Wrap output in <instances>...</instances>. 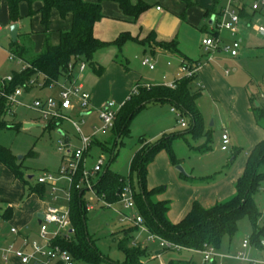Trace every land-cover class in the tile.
I'll return each instance as SVG.
<instances>
[{
    "label": "trees",
    "instance_id": "trees-1",
    "mask_svg": "<svg viewBox=\"0 0 264 264\" xmlns=\"http://www.w3.org/2000/svg\"><path fill=\"white\" fill-rule=\"evenodd\" d=\"M4 1L7 8V15L10 23H16L21 17L18 12L20 2H25L28 6V15L33 14L32 3L37 0H0ZM42 2L38 12L40 20L46 27L49 25L50 13L56 9L59 16L64 18L71 15L72 23L68 30L59 33V41L56 45L45 40L41 51L32 53L27 45L19 41L10 42L8 46L12 59L16 58L24 63V67L18 71H13L11 80L5 85V91L10 92L18 86H24L28 91L32 85H25L30 79L37 75L43 76L42 86L56 81L61 76H67L68 64L77 61H84L93 68V54L96 50L112 43L120 47L125 41L132 40L128 33H120L112 42H105L93 36V25L100 20V1L87 2L85 0H39ZM187 5L194 4L191 0H184ZM119 8L127 17L136 19L142 12L149 8V4L143 0H115ZM216 11V9L214 10ZM209 11H205L208 13ZM247 15L241 9L240 14ZM159 47L178 53L176 41L158 42ZM192 77H181L174 82V86L150 85L146 87L137 83L136 88L118 109L113 123L110 136L100 142L93 140L91 146L96 144L100 148L111 152V161L114 160L113 151L118 139L128 132L130 119L141 108L149 104H169L181 116L188 117L189 128L185 133H189L192 138L200 136L207 137L204 145L198 147V152L209 150L210 136L203 131L202 116L195 104L199 95V90L192 89ZM250 109L254 121L257 125L264 127V103H260L253 95L248 96ZM6 100L0 95V128L4 126L3 116L6 114ZM56 122L47 121L46 128H54ZM17 128V126H12ZM181 133V135L185 134ZM172 137H164L160 141L152 144L145 143L140 139L138 147L134 150L129 162L128 174L122 175L109 169V166L97 174V179L93 183V190L97 201L103 203H116L122 188L129 184L133 190V199L137 212L142 218L143 225L152 234L177 245L181 249L201 251L205 246L218 250L224 236L232 237L237 230L238 221L245 217L250 222L252 232L249 235V242L258 248H262L260 240L264 239V221L261 218L255 197L264 186V139L257 142L249 152L241 175L234 182V193L222 201H217L209 207L202 206L198 201L191 204L189 211L177 222L168 219V200H158L156 196L162 192L161 187H146L147 167L153 160L155 154L160 150H165L169 161L173 165H178L181 161L173 155L170 147ZM94 143V144H93ZM107 144H111L108 148ZM90 146V147H91ZM0 162L9 169L16 180L20 181L28 193H36L42 197L45 192V184L37 183L36 186L29 184L28 176L25 175L23 166L16 162L10 150L0 145ZM187 180L193 177L186 176ZM203 179L206 182L212 180ZM135 181V183H134ZM136 185V186H135ZM85 190H70L68 201L69 217L72 232L62 233L51 240V246H58L67 251L74 261H86L91 264L110 261L95 246L94 240L87 233L85 228L84 210L86 202L83 199ZM12 208L5 207L0 211V221H7L12 217ZM138 227L135 225L124 226L118 233L121 237L117 239V246L124 255L122 264H141V259L145 256V247L135 242L131 233ZM162 250H174L171 247H164ZM60 264V262H58ZM166 264H191L190 260L180 258H170ZM204 264H217L214 259Z\"/></svg>",
    "mask_w": 264,
    "mask_h": 264
},
{
    "label": "rangeland",
    "instance_id": "rangeland-1",
    "mask_svg": "<svg viewBox=\"0 0 264 264\" xmlns=\"http://www.w3.org/2000/svg\"><path fill=\"white\" fill-rule=\"evenodd\" d=\"M169 1H173L174 3L178 2V0H162L160 3L163 11L170 10L167 7L170 6ZM179 1H183L186 5L184 0ZM245 1L248 5L250 4V0ZM192 9L196 12L198 11L196 6H193ZM27 10L28 7L24 2L19 4L18 12L21 17L17 22V24H19V31H38L41 26L40 18L38 16H27ZM170 12L172 13V11ZM58 19L60 18L57 16V21ZM217 19L220 20V17H217ZM56 23L57 22L54 19L52 21V26H50V28L53 29V32H51L50 35L51 41L53 40V37L56 36V29L54 28ZM9 27L10 23L6 5L3 2H0V81L5 80L8 76H11L13 71H20L24 66V63L21 60L16 58L11 59L8 56L7 46L9 42ZM221 35L223 37V43L229 45L231 43V37L228 35L226 30H222ZM240 35L245 38L242 42L239 55L234 58L227 57L234 60L232 61L233 64L229 59H227L225 62H222V65L220 68H217V71L229 85L241 84L249 94H253L260 103H264V98H261V95H264V37L257 35L253 29H245L243 26L240 28ZM36 37L40 38L39 36ZM37 42L38 41L35 43L37 44ZM36 47L38 46L36 45ZM201 58H204L202 62H205L204 53L201 55ZM212 63L213 62L210 61V64ZM214 67L216 66L214 65ZM86 70H90V67L86 66ZM225 70L229 73L226 74ZM32 79L34 80L32 87L28 91L23 90V93L17 99L18 102L11 106V113H6L3 116L4 126L0 128V145L10 150L16 162H20L24 167L23 170L25 171V175L32 176V178L28 179L29 184L36 186V177L40 173L46 171L55 172L57 170L61 161V154L57 151V146L60 140L64 143L66 141L56 132V130L46 128V121L40 117L38 112L29 107L32 101L36 98L44 99L47 96H55L58 91L57 86L53 88L42 86V75H37ZM192 89L198 90L195 81L192 83ZM200 92L204 94L206 90L201 89ZM205 95L206 94L198 98L196 106L204 121V133L209 131L212 136L210 143L211 149L207 153L202 154L193 150L195 146L198 147L203 143V138H192L189 133H185L189 128L188 117H183L187 122V125L182 127L178 122L176 114L170 111L169 104H157L153 106L147 105L135 113L129 121L127 134L118 139L113 151L114 160L111 161L112 156L109 150L102 149L97 145H92L84 159L85 168L87 170L90 169L99 157H103V168L109 166V169L122 175H127L131 155L136 149L140 139H144L146 142L154 144L164 137H172L170 147L175 158L181 161L179 164L181 165L183 172L176 169V165H173L169 161L165 150L158 151L153 157L154 160L159 153H162L165 161L161 162L157 159L153 162L152 160L153 164L150 170L153 181H171V179H176L173 183L163 182L155 185V187L162 188V192L160 194H163L164 192L168 194L167 196L170 200H166L169 201V205L171 203L176 205L179 200V203H181V198H184L191 193L189 190L181 189V184L190 186V184H188L185 180L187 179L186 176L204 179L212 176V183L210 184H220V187L225 188L226 186L224 183H226L227 186L231 185L234 188V183L231 182L232 180L226 178L231 172H233L234 165L237 163L238 159L243 155L245 156V148L248 143L245 139L241 138L240 130H236L231 127V130L230 128L227 130L229 136L231 135V142L228 144L226 151L220 149L221 142L218 138L220 137L221 122L223 123V119L221 118L223 113L220 105L223 103L225 95L221 97L223 100H221L220 103L219 101L211 102L210 98ZM66 114L72 121L77 123L83 133L89 134L90 131L88 124L94 120V113L83 117V123L81 122L80 116L71 112ZM213 119L214 125L210 127L209 123L211 121L213 122ZM24 124L31 125L25 127ZM12 126H17V128H12ZM254 127L257 131L259 130L261 133H264V127L256 124ZM61 128L66 131L69 137L72 138V143L74 144V146H72L79 147L80 144L76 138L78 133L72 126L71 122L63 120ZM181 133L185 134L181 135ZM96 137L98 140H103L104 134H98ZM237 143L241 148L240 152L234 160L230 162V158L233 154L232 146ZM107 146L110 147L109 145ZM96 179L97 176H94L92 179L93 182H95ZM44 186L45 192L43 196L39 197L36 193H34L37 197L34 199L40 198L42 203L51 204L53 198L56 197V203L58 205L60 204L62 207L68 208L69 204L66 198L65 180L60 179L56 182L55 191H52V187L50 185ZM146 187L149 188V182L147 179ZM28 195V190L25 188L23 201ZM83 199L90 207L89 209L84 210V223L87 233L92 237L95 246L103 255L114 263L116 262L122 264L125 258L118 249V233H116V231H118V229L122 226L130 224L128 220L120 218L121 215L118 211L125 214L132 211L124 210L118 203H115L111 207H107L101 201H97L96 196L90 191L84 192ZM255 200L257 207L261 212L262 221H264V192L260 190L258 195H256ZM213 202L212 205L214 204ZM1 222L2 221H0V223ZM140 232H142L141 229ZM251 232L252 228L248 219L245 217L241 218L237 223V230L235 234L230 238L228 236H224L222 238L220 247L216 251V255L213 258L216 263L247 264L246 262L236 260L234 255L240 249V245L244 237L246 235H251ZM138 239L145 245V256L141 260L143 263L147 264L146 260H149V256L152 255L154 257V251L158 250L157 240H148V234L145 231L140 233ZM31 240H35L41 244L42 241L38 237L37 230L35 238ZM139 240L137 242H139ZM0 246L5 247L7 245L0 244ZM24 246V248H19V250L23 253L29 252L30 246ZM170 251L171 250H163V253L166 254ZM245 253L247 255L246 251ZM176 255L187 259L192 257L191 264L205 263L200 252H182V254L178 255V253H176ZM259 256L264 258V251H262ZM35 258L36 261L32 260L29 264H35V262L37 264H58L57 260L48 261L46 257L41 256L40 254L36 255ZM8 260V262H5L0 258V264H22L20 259L15 257L13 254L9 256ZM154 263H156V260L150 264ZM73 264L91 263L78 260L74 261ZM100 264L109 263L102 262Z\"/></svg>",
    "mask_w": 264,
    "mask_h": 264
},
{
    "label": "crops",
    "instance_id": "crops-1",
    "mask_svg": "<svg viewBox=\"0 0 264 264\" xmlns=\"http://www.w3.org/2000/svg\"><path fill=\"white\" fill-rule=\"evenodd\" d=\"M85 1L95 2L97 0ZM143 1L150 6L136 19L124 15L115 0L100 1L101 13L103 17L94 23L92 29L93 36L101 41L112 42L120 33H128L132 37V40L125 41L120 47L110 43L96 50L92 58L95 67L93 68L89 64L85 63L86 66L90 67V70H86L85 67V69L78 75L77 69H73V71L71 72L73 77L78 76L81 84L83 85V88L90 94L91 108L84 113L78 112L76 110H65L63 112L65 114L71 112L76 114L77 116H80L82 123L84 122L83 117L94 113V120L90 124H88L90 134L92 131V126L98 125L99 123L98 110L105 102L113 101L117 105L122 104L129 97L130 93L133 91L137 83L149 86L161 84L168 85L170 83H174L176 80L182 77L180 66L183 63L187 65L196 64L197 66L194 74V81L197 89L199 90V95L196 98L195 104L198 98L204 96V94H206L205 96L210 98L211 102L219 101V103L221 100H223V98L221 97L225 95L223 103H221L220 105L223 113L221 115L223 123L221 122L222 125L220 135L222 132L227 133V130H229V128L231 130V127H233L236 130H240L241 138L245 139L248 143L245 148V156L243 155L238 159L237 163H235L234 165L233 172H231L230 175L226 178L231 179V182L234 183L235 180L241 175L247 156L253 146L261 139H264V133H261L259 130L257 131V129H255L254 127L256 123L250 109V103L248 99L249 93L242 87L241 84L229 85L217 71V68H220L222 62H225L227 59L234 58L239 55L242 42L244 41L245 37L240 35L239 32L237 37H240L241 45L239 53L234 57L230 56L228 53L223 52L222 50L217 51L214 54H210L203 47L201 40L214 28L215 19L217 18L219 8L223 4L224 0H191L194 3L191 5H185L183 1L179 0L175 3L173 1H169L170 6L167 7L170 10L167 11H163L162 9L160 3L162 0ZM241 1L244 4H247L245 0ZM1 2L4 3V1ZM132 2L134 3L136 2V0H132ZM41 5L42 2L39 0L33 2L31 7L34 12L33 14L28 15L27 10V16H38L40 18V13L38 12V10ZM193 6H196L198 8L197 12L192 9ZM215 9L216 11H214ZM206 10L209 12L205 13ZM244 10L247 12V15H245L244 13L242 14V17L244 19L242 24L243 28L252 30L251 24L255 21L264 23V13H252L246 8ZM170 11H172V13ZM57 16L60 18L58 19V21ZM54 19L57 22L54 27L56 29V36L53 37V40L51 41L50 35L51 32H53V29L50 28V26H52V21ZM71 23L72 19L70 14H67L64 18H61L57 10L52 9L50 13L49 25L46 27L41 23L40 20L41 26L38 31L34 32L31 30L20 32L19 24H17L18 27L16 40L21 44L27 45L32 53L37 54L41 51L46 39H48L51 44L56 45L59 41V33L63 30H68L71 26ZM11 24L12 23H10V25ZM221 33L222 31L219 33L221 39L220 45L223 46L226 44L223 43V37ZM36 36H39L40 38ZM172 39L176 41L178 53H173L156 45L158 42L170 41ZM232 40L233 37H231V42ZM11 41L12 40L9 36L8 46ZM36 41H38L37 44L35 43ZM36 45L38 47H36ZM203 53L205 56V62H202L204 58H201V55H203ZM8 54H11L9 50ZM144 58H148L149 63L153 64L152 69H150L147 64L143 63ZM229 60L230 62L234 61L233 59ZM210 61L213 62V65L210 64ZM214 65L216 67H214ZM225 72L226 74L229 73L227 70H225ZM66 80V76H61L57 79V82L66 85ZM56 86L59 90V86ZM201 89H205L206 92L204 94L201 93ZM57 93L55 94V96L57 95ZM261 98H264V95H261ZM153 105L157 104H149L148 106ZM171 108L172 107H170V111L173 112ZM62 121L63 120L57 121L55 127L52 129L56 130V132L64 138L66 143L74 146V144L72 143V138L69 137L66 131L61 128ZM186 125L187 122L185 121V126ZM213 125L214 119L213 122L211 121L209 123L210 127ZM110 134L111 130L104 134L103 140H98L97 137H95L93 140L102 142L106 140L110 136ZM208 134L210 136V150L212 136L209 131ZM227 135L229 137L230 144L231 135L229 136L228 133ZM200 137L203 138V143L198 147H202L207 140V137ZM76 138L79 144H81L79 135H77ZM218 139H220V137ZM145 143L150 142L145 141ZM107 145L111 147V144ZM97 146L100 147L99 145ZM198 147L195 146V148H191H193L194 151H197ZM240 149L241 148L238 146V143L232 146L233 154L230 158V162L234 160V158L240 152ZM209 150L199 153H207ZM157 159H159L161 162L165 161L162 153H159L154 160ZM153 162L151 161L147 167L146 179L149 182V188L155 187V185L158 183H173L174 180H176L171 179V181H153L150 171ZM56 172L57 170L50 173ZM27 176L28 179L32 178L31 175ZM185 180L186 182H188V184H190V186L181 184V189L189 190L191 191V193L184 198H181V203H179V200L177 203L175 202L176 205H174L173 203L169 205L167 216L171 222H177L182 219L189 211L191 204L194 201H198L204 207H209L208 205H212L213 201V203H215L219 200H223L224 198L229 197L234 193L233 186H227L226 183H224L226 187L223 188L220 187V184H210L212 183V181L206 182L203 179L196 180V177H193V179ZM24 194L25 189L22 183L16 180L9 169L0 162V211L5 207H11L13 212L10 219H8L7 221H2L0 223V244L12 245L14 249L24 248V240L26 242H29V240L35 238L36 230L38 231L39 224L37 222L36 215L37 213H42L43 208L48 205L46 203H42L40 198L34 199L36 197L34 193H30L23 201ZM167 195L168 194L164 192L163 194L157 195L156 199L170 200ZM56 202L57 198L55 200L53 199L51 204L56 205L60 208H65L60 204L58 205ZM123 227L124 226H122L121 228ZM12 228H15L16 232H12ZM142 232H140V229L137 228L131 233L135 242L139 240L138 236ZM116 233H118V231H116ZM119 237H121V233H118L117 239ZM245 238H249V236L246 235L244 239ZM137 243H139L142 247L145 246L144 243L140 240ZM157 244L158 250L154 251V257L152 255L149 256V260H146L147 264H150L154 260H156V263L154 264H166L167 260L170 258L181 259L180 256L176 255V253H178L179 255L182 254V252H200L178 248L171 250L169 253L165 254L163 253L162 248L159 246L158 241ZM27 245H29V243ZM242 249L243 248L240 245V249L238 251H241ZM244 251L247 252V256L251 259H256L258 261L264 260V258L259 256L260 253L264 251V248H258L249 242V245L244 249ZM182 259L192 261V257H190L189 259ZM246 263L249 264L248 262ZM141 264L145 263H143V261L141 260Z\"/></svg>",
    "mask_w": 264,
    "mask_h": 264
},
{
    "label": "built area",
    "instance_id": "built-area-1",
    "mask_svg": "<svg viewBox=\"0 0 264 264\" xmlns=\"http://www.w3.org/2000/svg\"><path fill=\"white\" fill-rule=\"evenodd\" d=\"M246 8L252 13H264V0H250V4H244L241 0H224L223 4L220 6L217 17L220 20L215 19L214 28L209 34L204 36L201 43L205 50L210 54H214L217 51L222 50L228 53L230 56L234 57L239 53L241 39L237 37L240 28L243 24V17L240 14L241 9ZM252 29L260 37H264V23L254 22L251 24ZM226 30L231 37H233L232 42L229 45H220V32ZM12 59V54L9 55ZM143 63L147 64L150 69L153 68V64L149 63L148 58L143 59ZM196 64H185L180 66V71L182 77H192L196 71ZM24 67V66H23ZM86 64L84 61H77L74 64H68V72L66 76V85L60 84L56 81L49 83L48 87L52 88L56 85L59 86V90L56 96H47L44 99L36 98L30 104V108L38 112L40 117L47 121L57 122L59 120H68L71 122L72 126L75 128L76 132L80 137V146L73 147L68 143H64L61 140L58 143L57 151L61 154L60 165L56 173L42 172L36 177L37 183H42L45 185H50L52 191L56 189V182L60 179L66 181V198L70 199V190L72 187L75 189L90 191L94 193L93 190V177L97 176L103 170V157H99L90 169H86L84 166L85 156L91 146L92 140L98 134L107 133L113 126L116 113L120 108L113 101L105 102L98 110V125L92 126V131L89 135H85L81 128L77 125L75 121H72L68 115L63 111L65 110H76L78 112L84 113L91 108L90 94L83 88L79 77H73L71 72L74 68L77 69L78 75L85 69ZM12 76H8L5 80L0 81V95L6 100V113H11V106L16 104L18 97L21 96L24 90V86H18L10 92L5 91V85L11 80ZM34 80L30 79L25 85H33ZM148 87L149 85H145ZM167 86H174V83H170ZM136 88V85H135ZM133 89V91L135 90ZM171 110L178 117L179 124L184 127L185 121L183 116H181L174 108ZM220 149L226 150L229 144V137L226 132H222L220 135ZM261 191L264 192V186L261 187ZM54 200L56 197L53 198ZM103 203V202H102ZM122 206L124 210L132 211L130 213H123L118 211L121 215V219L128 220L130 225H135L142 231L148 234V240H157L161 248L171 247L178 249L179 247L172 244L166 240H163L152 234L143 225L142 218L136 210L133 190L129 184H126L119 193L118 201L116 202ZM107 207L113 206L115 203H103ZM86 209L90 207L86 203ZM12 232H16L15 228L11 229ZM72 232L71 222L69 217V208H60L53 204L46 205L42 210V218L38 224V237L41 239V244L37 241L32 240L29 242L23 241L24 245L29 243L30 251L23 253L19 249H14L12 245H7L5 247L0 246V258L8 262L9 256L14 255L20 259L22 264H29L32 260L36 261L35 256L40 254L46 257L48 261L57 260L60 264H73L71 256L67 251L60 249L58 246H51V240L57 235L62 233ZM249 245V238H245L242 241L241 251H238L234 258L239 261H246L249 264H264V261H258L256 259L249 258L244 249ZM260 245L264 248V239L260 240ZM205 263L212 260L216 251L212 247L205 246L201 251ZM35 264H37L35 262Z\"/></svg>",
    "mask_w": 264,
    "mask_h": 264
},
{
    "label": "water",
    "instance_id": "water-1",
    "mask_svg": "<svg viewBox=\"0 0 264 264\" xmlns=\"http://www.w3.org/2000/svg\"><path fill=\"white\" fill-rule=\"evenodd\" d=\"M17 23H12L9 27V36L12 40V42L16 41V35H17ZM31 124H24L25 127L30 126ZM176 169H178L180 172H183V169L180 164L176 165ZM37 222L40 223V220L42 218V213H37L36 215Z\"/></svg>",
    "mask_w": 264,
    "mask_h": 264
}]
</instances>
